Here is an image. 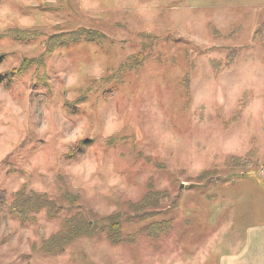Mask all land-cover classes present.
I'll list each match as a JSON object with an SVG mask.
<instances>
[{
	"label": "rangeland",
	"instance_id": "1",
	"mask_svg": "<svg viewBox=\"0 0 264 264\" xmlns=\"http://www.w3.org/2000/svg\"><path fill=\"white\" fill-rule=\"evenodd\" d=\"M15 73L0 264H218L264 222V0H0Z\"/></svg>",
	"mask_w": 264,
	"mask_h": 264
},
{
	"label": "crops",
	"instance_id": "2",
	"mask_svg": "<svg viewBox=\"0 0 264 264\" xmlns=\"http://www.w3.org/2000/svg\"><path fill=\"white\" fill-rule=\"evenodd\" d=\"M239 229L232 252L228 258L221 255L218 264H264V222L243 223Z\"/></svg>",
	"mask_w": 264,
	"mask_h": 264
},
{
	"label": "trees",
	"instance_id": "3",
	"mask_svg": "<svg viewBox=\"0 0 264 264\" xmlns=\"http://www.w3.org/2000/svg\"><path fill=\"white\" fill-rule=\"evenodd\" d=\"M16 76H17L16 73L14 76H13V74H10L8 77H7V75L3 74V75H0V81H1V83L8 84L11 80H13V77H16Z\"/></svg>",
	"mask_w": 264,
	"mask_h": 264
}]
</instances>
